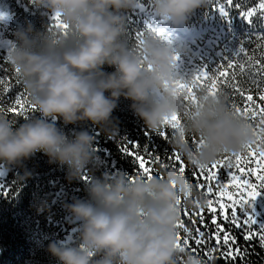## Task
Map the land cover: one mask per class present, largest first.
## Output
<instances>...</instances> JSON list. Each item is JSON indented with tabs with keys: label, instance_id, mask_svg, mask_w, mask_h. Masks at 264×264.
Instances as JSON below:
<instances>
[{
	"label": "clouds",
	"instance_id": "1",
	"mask_svg": "<svg viewBox=\"0 0 264 264\" xmlns=\"http://www.w3.org/2000/svg\"><path fill=\"white\" fill-rule=\"evenodd\" d=\"M52 15L59 14L66 30H40L31 22L18 28L8 61L23 82L30 103L40 116L17 124L0 116V162L24 168L38 152L50 164L66 169L71 182L98 159L95 137L87 130L68 136L55 123L91 122L111 135L113 112L123 97L152 131L174 116H182L172 147L190 166H207L224 153H239L256 139L254 129L228 106L223 92L198 94L185 113L183 94L175 81L176 54L153 32L133 47L127 39V17L137 0H32ZM156 16L179 27L209 0H153ZM179 51V50H178ZM105 66L114 71H105ZM202 143L188 142L191 137ZM32 172L16 177L25 182ZM87 198L65 203L79 227L77 244L52 240L46 251L57 264H176V225L182 207L203 198L176 171L134 182L123 176L93 179ZM178 201L181 203L178 204ZM48 210L46 200L36 204ZM185 264H193L191 257Z\"/></svg>",
	"mask_w": 264,
	"mask_h": 264
},
{
	"label": "trees",
	"instance_id": "2",
	"mask_svg": "<svg viewBox=\"0 0 264 264\" xmlns=\"http://www.w3.org/2000/svg\"><path fill=\"white\" fill-rule=\"evenodd\" d=\"M221 3L224 0H209L206 7L197 9L186 23L176 27L155 15L153 0H137L136 6H142L143 11L137 10L135 6L125 13L128 42L131 46L138 47L140 39L146 33H156V30L162 29L167 38L161 37V42L169 46L178 57L174 72L184 80H190L202 68L211 73L226 58L234 59L237 65L233 70L236 74L235 83L246 93L251 90L256 103L262 104L264 102L258 99L259 90L256 85L259 83L264 87V80H261L256 71L259 65L255 64V60L264 62V47H261L264 45V39L261 38L264 34V22H261L259 11L251 24L234 8H229V14L225 16L218 9ZM235 3L241 4V10H247L256 7L259 0H235ZM225 6L227 7L226 4ZM51 17L52 14L47 10L36 8L32 0H0V59L4 61L6 71L11 72L18 82L17 96L23 94V102L26 104L32 105L23 82L9 64L8 51L13 45L15 31L28 22L40 30H59L60 28L53 26ZM242 44L248 49L247 56L236 55ZM241 64L244 65L243 69L239 67ZM105 71L111 72L114 69L105 66ZM223 79L217 78L220 91L227 95V99L240 103V97L233 90V81L229 79L221 84ZM205 83L206 81L201 82ZM130 104L131 101L121 97L113 112L115 130L111 135L105 134L90 121L66 126L62 120L55 121L68 136L87 130L95 137L94 151L98 159L77 180L69 182L66 179V169L50 164L48 157L42 152L25 161L24 168L9 167L0 162V186L4 189L0 191V264H57L56 259L46 251L48 243L56 240L65 244H77L79 240L78 222L68 215L64 204L87 198V185L93 179L123 176L130 180L135 175L133 157L121 151L125 142L149 145L153 151L158 147L160 153L169 147L156 135L157 130L148 129L143 120L134 114ZM0 116L19 124L38 118L40 114L36 110H29L26 114L16 115L0 108ZM147 132L151 133V137L146 138ZM170 146L172 147V141ZM137 150L142 151V147ZM219 158L220 156L217 159ZM188 167L194 166L188 164ZM25 168L33 174L27 181L18 183L16 177L22 175ZM5 191L8 193L4 194ZM257 191L259 195L237 211L238 214L240 211L245 216H252L256 221L253 230L259 232V226H264V188L258 187ZM39 200L47 201L48 210L37 212L36 204ZM185 208L190 214L196 211L193 207ZM204 217L205 224L192 225L188 222V217L180 212L179 221H184L185 226L190 228L199 227L201 231L211 233L210 214L205 212ZM220 222L221 219L217 216V223ZM232 231L237 235L242 252L246 249V254L237 256L233 261L215 253L217 258L213 264H264V248L260 246L258 236L246 243L239 229L233 228ZM191 246L202 252L207 247H215V241L209 240L201 246L192 243Z\"/></svg>",
	"mask_w": 264,
	"mask_h": 264
},
{
	"label": "snow or ice",
	"instance_id": "3",
	"mask_svg": "<svg viewBox=\"0 0 264 264\" xmlns=\"http://www.w3.org/2000/svg\"><path fill=\"white\" fill-rule=\"evenodd\" d=\"M229 8L238 11L239 15L250 24L253 23V18L257 16L259 11L261 22H264V0H259L256 7L247 10H241V4L235 3V0H224V3L218 7L225 16L229 14ZM51 22L56 28L66 30L68 27L63 24L59 14L52 15ZM156 34L162 38H167L162 29L156 30ZM261 38L264 39V34ZM239 54L248 55V49L244 44L236 55ZM174 59L177 61L178 57L176 56ZM249 59L251 60L252 57ZM255 64L259 65L256 71L260 74L261 80H264V62L255 60ZM236 66L234 59L226 58L225 62L219 64L211 73L206 68H202L190 80L181 79L175 83L178 90L183 94L184 115H187L190 105L197 103L198 94L201 90L207 91L210 95L221 92L217 84L218 77L224 78L220 81L221 84L229 79L233 81V90L240 97V103L227 99L228 106L237 115L242 116L256 133L255 141L245 145L241 152L224 153L210 165L189 168L184 157L170 146L173 137L180 131L183 120L180 115L172 117L171 120H166L164 127L156 132V135L169 145L163 153L159 152L158 147L156 151H153L149 145L141 146L138 143L125 142L121 146V151L129 157H133L136 166L135 175L130 181L134 182L137 178L148 180L152 177L163 179L164 172L173 170L181 175L186 183L194 185L204 199L203 204L200 203L199 199L194 201L193 208L196 211L191 212V214L188 209L182 206L180 212L188 217V222L192 225L205 224L204 213L208 212L212 231L206 233L201 231L199 227L190 228L185 226L184 221H178L176 229L180 231L176 232V236L180 255L177 257L176 264H185V257H191L193 264H213L217 258L215 253L233 261L237 256L246 254V249L242 252L237 235L232 231L233 228L240 230V234L246 243L258 236L260 246L264 248V226H259V232L254 231L255 219L250 215H243L240 211L238 214L237 211L241 206L248 204L259 195L258 187L264 188V103L257 104L251 90L246 93L235 83L236 74L233 70ZM239 67L243 69L244 65L241 64ZM13 71L17 73L18 69ZM202 81H206V83L201 84ZM17 83L12 73L6 71L4 61L0 59V108L16 115L35 110L33 105L23 102V94L17 96ZM256 86L259 90L258 99L260 102H264V87L259 83ZM147 137H151V133L147 132ZM188 142L198 145L203 141L202 138L198 139L193 136ZM141 147L142 151H138L137 149H141ZM253 178L255 182H253ZM0 191H4L3 186H0ZM7 193V191L4 192V194ZM180 203L178 201V204ZM217 216L221 219L220 223H217ZM213 239L215 247H207L202 252L197 247L191 246L192 243L197 246L205 245Z\"/></svg>",
	"mask_w": 264,
	"mask_h": 264
},
{
	"label": "water",
	"instance_id": "4",
	"mask_svg": "<svg viewBox=\"0 0 264 264\" xmlns=\"http://www.w3.org/2000/svg\"><path fill=\"white\" fill-rule=\"evenodd\" d=\"M137 10L143 11V7L142 6H136Z\"/></svg>",
	"mask_w": 264,
	"mask_h": 264
}]
</instances>
